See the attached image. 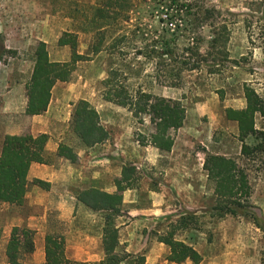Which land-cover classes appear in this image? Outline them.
<instances>
[{
	"label": "rangeland",
	"instance_id": "obj_1",
	"mask_svg": "<svg viewBox=\"0 0 264 264\" xmlns=\"http://www.w3.org/2000/svg\"><path fill=\"white\" fill-rule=\"evenodd\" d=\"M100 1L0 0V144L3 128L28 127L22 116H3V112L8 111L6 91L13 82L29 79L39 39H54L60 29L81 34L79 40L76 35V49L89 60L77 63L70 77L72 93L82 92L98 107L103 101L102 81L111 71L113 83L122 84L131 95L141 91L183 98L189 114L181 135L190 142L194 155L233 159L247 175L251 197L244 214L217 218L214 206L186 211L178 208L179 202L171 195V203L185 212L186 226L178 228L170 220L166 232L173 229L178 239L185 229L192 230V239L203 245L205 264H264V0H134L124 26L98 32L92 17ZM95 45L99 51L94 54ZM245 86L263 103V113L254 117L263 135L245 140L250 151L244 156L236 124L227 121L224 112L245 106ZM77 102H70L73 110ZM123 109L121 115L112 117L120 124L115 130L127 126L134 141L147 139L153 131L148 117H134ZM63 141L75 153L80 149L72 118ZM131 173L134 185L147 171ZM209 187L214 188L212 181ZM140 199L146 201L144 192ZM53 220L57 224L52 235H62L63 225L56 217ZM140 259L132 256L125 264H140ZM0 264L8 263L1 258ZM149 264L172 263L165 257Z\"/></svg>",
	"mask_w": 264,
	"mask_h": 264
},
{
	"label": "crops",
	"instance_id": "obj_2",
	"mask_svg": "<svg viewBox=\"0 0 264 264\" xmlns=\"http://www.w3.org/2000/svg\"><path fill=\"white\" fill-rule=\"evenodd\" d=\"M65 32L72 33L71 30L60 29L54 39H39L46 45L51 62L62 63L70 60V47L58 44ZM77 38L79 40L81 34ZM83 53L85 52L78 54ZM32 69L28 81L18 78V81L13 82V86L6 91L9 99L6 103L8 111L3 112V116L6 114L22 116L28 122V129L18 127L17 130L9 131L3 128L0 154L6 135L28 134L36 137L44 134L47 136L42 149L44 163L30 165L22 205L0 204L2 232L0 259L7 260L5 252L11 229L22 227L34 232V251L25 258L28 260L25 264H46L45 237L52 235L55 230L54 226L57 224L53 220L55 217L64 227L62 232L64 254L70 261H101L104 257L103 231L108 225L118 230V252L124 251L131 256H139L143 259L141 264H149L167 257L170 249L161 243L158 237L166 233L170 220L177 224L185 215V212L181 213L182 211H178L171 203V195L179 202L178 208L186 211L211 209L216 200L214 188L209 187L211 181L203 169L205 157L199 158V152H195L194 155L190 142L183 138L184 133L181 135L189 114L184 105L185 100L168 96L169 93L160 96L180 100L186 109L182 127L172 133L174 138L172 148L170 151H162L151 145L142 146L134 141L127 126L126 129L123 127L122 131L115 130L120 124L118 125L112 117L121 115L120 113L125 110L104 100L97 107L93 105L92 100L86 99L82 92L72 93L71 78L68 82L54 84L45 112L40 115H26V84L30 80ZM73 100H84L94 106L100 125L108 137L90 148L80 146L76 152V162L71 163L58 157L57 150L60 144H64L65 133L73 114V103L70 104ZM245 107L246 101L242 109ZM225 119L230 121L226 115ZM230 122L236 124L235 134L238 137L237 123ZM124 166H134L136 170L145 169L147 174L141 175L140 182L120 192L122 202L119 214L110 216L109 220L108 211L96 210L84 204L80 200V195L89 189L114 194L117 192V182H121L122 186L131 185L130 179L122 182ZM149 169L154 172L148 173ZM35 180L45 183V186L34 184ZM143 192L146 194L144 203L140 199ZM174 213L176 215L168 218ZM192 237V230L185 229L184 235L176 240L192 247L203 257L200 264H205L207 256L201 250L203 245L194 241ZM189 263L192 262L185 261L180 264Z\"/></svg>",
	"mask_w": 264,
	"mask_h": 264
},
{
	"label": "trees",
	"instance_id": "obj_3",
	"mask_svg": "<svg viewBox=\"0 0 264 264\" xmlns=\"http://www.w3.org/2000/svg\"><path fill=\"white\" fill-rule=\"evenodd\" d=\"M134 7V0H101L93 8L92 21L95 29L100 32L106 28L118 29L129 21L130 13ZM120 36L115 41L119 40ZM114 41V42H115ZM59 46H69L71 57L68 62H51L48 57L46 45L38 42L32 56L33 69L29 82L26 84V109L28 116L40 115L46 111L50 101L52 87L56 82H68L77 63L89 60L80 55L76 49V35L63 33L58 41ZM99 51L95 45L93 53ZM195 69L194 67H192ZM104 87L102 98L104 101L127 109L134 117L146 116L153 131L140 145H151L162 151H170L174 134L182 127L185 120L186 109L180 100L153 96L141 91L131 95L122 85L113 83V73L102 81ZM246 107L241 110L228 108L225 110L226 118L235 121L238 125V140L241 142V154L248 155L250 147L244 142L247 138L263 135L255 128L254 116L263 113V103L255 91L244 87ZM72 131L84 148L93 147L107 139V132L102 128L96 110L87 101L79 100L74 105L72 114ZM47 139L44 134L32 137L30 135H6L2 142L0 154V204L20 206L23 204L27 188V174L32 163H44L42 158L43 145ZM58 157L71 163L76 162L75 151L60 144L57 150ZM203 169L208 179L214 183L215 205L212 209L215 217L241 216L249 207L251 188L247 175L235 160L220 155L207 154L204 158ZM134 168L124 166L122 169V182L128 180ZM34 184L45 186V183L35 180ZM117 192L107 194L89 189L80 195V200L96 210H105L110 216H117L122 202L120 192L132 186L121 185L117 182ZM178 228H185V219L177 222ZM172 226L170 225L169 228ZM1 235V231H0ZM34 232L27 228L13 227L6 245L8 264H25L24 259L34 251ZM158 240L169 247L167 260L180 264L191 261L199 264L201 255L192 247L176 240L173 229L168 230ZM118 230L108 225L103 231L104 257L98 262H74L65 257L64 238L62 235H47L45 237L46 264H125L132 256L126 252H118ZM140 259L138 263H142Z\"/></svg>",
	"mask_w": 264,
	"mask_h": 264
}]
</instances>
